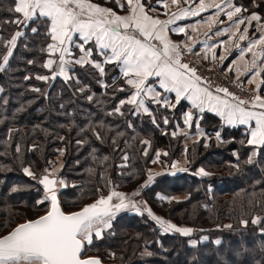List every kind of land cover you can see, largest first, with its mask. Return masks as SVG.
<instances>
[{"label": "trees", "instance_id": "16d2710c", "mask_svg": "<svg viewBox=\"0 0 264 264\" xmlns=\"http://www.w3.org/2000/svg\"><path fill=\"white\" fill-rule=\"evenodd\" d=\"M94 2L125 13L104 0ZM256 3L259 7L253 8L252 0H237L238 5L248 8L244 14L254 11L264 20V0ZM13 7L14 0H0V35L5 40L18 30L16 25L5 23L19 15L9 11ZM32 27L38 32L32 33ZM23 31L9 65L0 72V236L48 211L47 200L38 203L45 195L36 180L61 158L59 178L67 186L60 185V197L66 212L79 210L112 190L137 191L156 216L207 237L202 241L192 234H164L146 211H132L116 217L101 238L94 236L92 243L86 244L85 256H100L112 264H264V150L253 163H246L252 151L241 143L246 141L247 129L225 127L211 113L196 114L201 117L199 125L205 136L184 154L183 136L172 133L184 126L182 116L189 107L186 102L171 110L147 104L151 115L143 111L133 115L131 106H126L124 115L109 116L107 113L127 93L113 96L111 88L97 83L98 71L87 66H75L79 85L66 83L62 77L49 82L36 80V75L50 74L42 67L48 58L42 49L50 40L40 22ZM2 53L5 49L0 46ZM29 60L34 63L29 64ZM221 66L228 76L236 77L224 64ZM105 67L103 79L111 83L118 70L112 65ZM25 76L32 78L26 80ZM85 85L90 91H77ZM88 95H93L92 101ZM164 117L169 118L167 125ZM93 130L102 139H97ZM217 130L221 131L220 141L215 137ZM157 152L170 168L186 155L187 169L159 176L143 188ZM125 155L127 160L122 159ZM24 168H29L36 179L25 174ZM200 169L208 175H199ZM158 194L168 199L161 200ZM257 217L260 223L253 224Z\"/></svg>", "mask_w": 264, "mask_h": 264}, {"label": "snow or ice", "instance_id": "6c2138e0", "mask_svg": "<svg viewBox=\"0 0 264 264\" xmlns=\"http://www.w3.org/2000/svg\"><path fill=\"white\" fill-rule=\"evenodd\" d=\"M181 2L183 7L178 8L169 19L161 20L149 14L154 9L150 5L146 6L143 0H104L105 4L111 3L126 12L125 15H120L114 8L94 0H14V7L9 11L19 15L5 23L16 25L18 30L7 40L0 35V46L5 49V53L0 54V72L5 71L9 65L17 40L24 35L23 29L28 28L31 23L40 22L45 25L44 35L50 40L42 49L48 57L42 67L49 70L50 74L36 75V80L49 82L62 77L66 83L75 81L79 85L75 66L95 69L100 77L97 83L104 88H111L113 96L116 93H127L107 113L109 116L124 115L122 109L126 106H131L129 110L133 115L140 110L151 115L146 101L148 104L171 110L182 100H186L191 109L195 110L183 113V123L188 127H192L194 115L203 114L206 110L214 112L228 126H248L245 132L246 141L241 143L251 147L252 151L246 163H253L254 158L264 150V97L259 94L261 86L264 85V77L261 76L264 73V23L258 36L253 33L249 37L247 33L252 22L261 23L262 17L254 11L247 16L241 15L249 12L248 8L235 4L233 0H220L219 3L216 0H172V4L177 6ZM155 3L166 6L164 0H155ZM252 7H259L256 0H252ZM209 9H213L212 15L202 18L201 22L209 25L212 35H228V41H218L210 45L207 51L216 47L227 51L223 46L233 39L247 41L244 47L238 42L233 47L239 49V59L245 60L246 64L244 72L236 68L235 79L242 87L240 76L248 75L247 82L256 84L255 92L249 100L241 99L226 87L211 89L208 81L198 75L195 68L182 62L181 46L168 37V33L172 32L184 34L191 39L187 29L195 31V25L170 26L176 21L200 16ZM221 14L226 17L229 26L212 31L214 24L224 23L217 19ZM240 25L245 27L241 30ZM31 32L37 33L38 28L32 27ZM184 50L192 53V48L185 46ZM248 54L250 58L246 60ZM227 58L224 55L216 57L213 51V60ZM28 63L33 64L34 61L29 60ZM106 65H112L119 73L111 77V83H106L103 79L107 75ZM228 71H232V68L229 67ZM31 78L25 76L26 80ZM121 80L122 83L118 85L117 82ZM32 90L41 92L40 88ZM77 91L84 93L90 89L85 85L77 87ZM167 93H174V98L170 99ZM87 99L92 101L93 95H88ZM196 118L198 121L201 117L196 115ZM153 123H156L155 117ZM163 123L167 125L169 118L164 117ZM93 132L97 139H102L99 132ZM172 135L177 133L173 132ZM215 137L218 141L222 140L220 130L215 132ZM16 151H20L19 147ZM144 154L147 155L146 150ZM234 155L239 160L238 154ZM159 157L160 153L157 152L156 159L152 162L156 163ZM122 159L127 160V155ZM175 166L174 162L172 167ZM23 171L36 179L29 168H24ZM45 172L39 178V183L43 185L46 194L38 203L50 201L51 210L35 220L18 225L7 235L0 236V264H99L95 258L82 257L85 244H91L93 236L100 238L103 229H110L117 212L131 207L140 213L141 209L125 193L112 190L107 196H100L81 210L66 213L59 206L55 190L57 184L67 186L65 181L54 177L51 167L45 169ZM198 174L208 175L204 169H200ZM153 180L154 177L148 175L142 187H148ZM132 195L138 196L140 193L133 192ZM114 197L118 199V203H112ZM158 198L168 199L159 194ZM145 211L164 234L179 233L187 237L193 232L192 228L177 226L154 215L150 208ZM252 223H260V218L253 219ZM191 243L194 245L196 242ZM216 243L219 244L220 241L217 240ZM144 254L151 255L148 252Z\"/></svg>", "mask_w": 264, "mask_h": 264}, {"label": "crops", "instance_id": "0c3cea01", "mask_svg": "<svg viewBox=\"0 0 264 264\" xmlns=\"http://www.w3.org/2000/svg\"><path fill=\"white\" fill-rule=\"evenodd\" d=\"M143 2L146 4V6L150 5L154 9L149 14L154 16V17H157L161 20L169 19L173 13H176L178 11V8L183 7L182 2L179 6H177V5L172 4V0H164V3L166 6L156 4L155 0H143ZM216 2L219 3L220 0H216ZM233 2L235 4H237V0H233ZM212 12H213V9H209L207 12L201 13L200 16L188 17L184 20L176 21V23L174 25L170 26V27H175L177 25H180V26L195 25V28H196L195 31H192V29H190V28L187 29L188 34L192 37L191 39H188L187 36H185L184 34H175L172 32L168 33L169 39L172 40L174 43L182 44L183 46L192 48V52L199 55L201 57V59H203V60L215 61L217 63H220L221 65L224 64L227 69H229V67H231L232 71H230V72H232L234 75H237V73H236L237 67L239 68L240 72H244L245 68H246L245 60L239 59V49H235L233 47V45L238 42L241 47H244L246 45L247 41H238L236 39H233L232 41H229V42L224 44L223 47H224V49H227V51H223L220 47H216L212 51H207V49L210 45H214L218 41H221V40L228 41V35H212V32L209 30V25L207 23L201 22L202 18L211 16ZM165 13H167V14H165ZM125 14H127V13L125 12V13L120 14V15H125ZM241 15L247 16L248 14L242 13ZM217 19L223 20L224 23L223 24H219V23L214 24L212 26V31H215L216 29L226 28L229 26V22L227 21L226 17L223 14H221L219 17H217ZM234 19H235V17H234ZM262 23H264L263 18H262L261 23H258L255 21L252 22V24L249 26V31H248L247 35L249 37H252L253 33H256V35L258 36L260 34V28H261ZM244 27H245V25H240L241 30ZM232 31H235V29H232ZM213 51L215 52L216 57L224 55V56H227L228 58L226 60H219V59L213 60L212 59ZM205 56H207V58H204ZM249 58H250V54H248L245 57L246 60ZM249 75H250V73H249ZM261 76L264 77V73H262ZM240 78L248 80V75H241ZM252 85H253L254 89H256V84H252ZM160 91H162V90H160ZM259 94L262 97H264V85L261 86ZM166 95H168L169 98L171 99V98H174L175 94L174 93H167ZM182 101L186 102L189 105L187 111H194L195 112V110L191 109V105L188 101H186V100H182ZM147 104H148V102L146 101V106H147ZM140 111H142V110H140ZM204 113H211V114L217 116L214 112H208L207 110ZM182 121H183V116H182ZM200 121H201V118L198 121H196L195 125L192 127H188L187 125H185L183 123L184 126L182 128H178V131H177L178 136L179 135L183 136V147H184L183 153L184 154H185V149H188V147L190 145H192L195 142L200 141L205 136L204 129L201 128L199 125ZM221 121L225 127H229V128H238L239 127V128L247 129V127H248L245 125H238L236 127H232V126L226 125L225 122L223 121V119H221ZM252 123L254 125V122H252ZM193 127L195 128L194 130H192ZM184 154L181 156L180 159H178V161L175 162V164H176L175 167L170 168V167H168V165H166V166L156 165V164H160V163L163 164L164 163L163 161H161V159L159 157V159L157 160V162L159 161V163L156 162L155 165L150 170L153 171L157 167H162V169H164L163 172L165 174H171V175L180 174V173L186 171L187 165H188L187 160H186V155H184ZM160 155H161V152H160ZM154 181L155 180H153L152 183Z\"/></svg>", "mask_w": 264, "mask_h": 264}, {"label": "built area", "instance_id": "2783aa9c", "mask_svg": "<svg viewBox=\"0 0 264 264\" xmlns=\"http://www.w3.org/2000/svg\"><path fill=\"white\" fill-rule=\"evenodd\" d=\"M179 45L181 46L182 51V62L188 63L190 67L195 68L198 75L208 81L211 89L214 90L216 87H226L231 93L245 100H249L254 94L255 89L253 85L246 82L243 78H240V81H243V85L241 87L239 81L223 72L220 63L208 65L199 55L193 54L194 52L189 53L184 50L185 46L182 44Z\"/></svg>", "mask_w": 264, "mask_h": 264}, {"label": "water", "instance_id": "95a60500", "mask_svg": "<svg viewBox=\"0 0 264 264\" xmlns=\"http://www.w3.org/2000/svg\"><path fill=\"white\" fill-rule=\"evenodd\" d=\"M45 174H46V173H42V174L40 175L39 178L43 177ZM53 176H54V177H58L57 175H53ZM39 178L36 180L38 183H39ZM50 178H52V177H50ZM58 178H59V177H58ZM39 184H40V183H39ZM40 185H41V184H40ZM41 186H42V188H43V190H44V195H45V194H46V190L44 189L43 185H41ZM55 190H56V193H57V199H58V202H59V206H60V208H61L62 211L66 212V211L64 210L63 206H62L61 197H60V187H59V184H57V185L55 186ZM136 192H137V191H136ZM123 193H125V192H123ZM132 193H133V192H132ZM132 193H125V194H126V196H127L130 200L134 201V202L137 204V206H138V207L141 209V211H142V210H143V206H142V203H140V201L143 202V199L141 198V195L133 196ZM138 197H139V198H138ZM95 201H96V200H95ZM95 201H93V202H91V203H94ZM47 202L49 203L48 211H50V210H51V203H50V201H47ZM118 202H119L118 199L114 197L112 203H118ZM91 203H89V204H91ZM143 203H144V202H143ZM89 204H86V205H89ZM86 205H84V206H86ZM84 206H83V207H84ZM83 207H82V208H83ZM82 208H80L79 210H81ZM79 210H76V211H79ZM131 210H133V209H131V207L126 208V209H122L121 211H119V212L116 213V216L114 217V219H115L116 217H118V216L124 214V213L130 212ZM48 211H47V212H48ZM76 211H73V212H76ZM47 212H46V213H47ZM46 213L40 215L39 217L45 215ZM66 213H68V212H66ZM39 217H37V218H39ZM37 218H35V219H37ZM35 219H28V220H26V221L35 220ZM26 221L17 224L13 229H15L18 225L25 223ZM13 229H12V230H13ZM12 230H11V231H12ZM11 231H9V232H11ZM9 232H8V233H9ZM8 233H7V234H8ZM7 234H5V235H7ZM85 251H86V244H85V248H84V250H83V252H82V257H83V258H95V259H97V260L99 261V264H108V263H106V262H105L101 257H99V256H84V255H85Z\"/></svg>", "mask_w": 264, "mask_h": 264}, {"label": "rangeland", "instance_id": "374dc122", "mask_svg": "<svg viewBox=\"0 0 264 264\" xmlns=\"http://www.w3.org/2000/svg\"><path fill=\"white\" fill-rule=\"evenodd\" d=\"M184 148V147H183ZM251 154V153H250ZM257 158V156L254 158V160ZM162 161V160H161ZM157 163H159V161L157 162ZM62 160H61V158H58L57 160H56V165L52 168V171H53V175H57L58 177H59V175L61 174V172H60V170H61V168H62ZM156 165H164V166H166V164L165 163H160V164H156ZM163 170L164 169H162V167H157L156 169H154L153 171H151V170H149V173H148V175H152L153 177H154V180H156L159 176H162V175H165V173L163 172ZM151 171V172H150ZM46 173V172H45ZM158 176V177H157ZM59 187H60V191H61V186H60V184H59ZM110 193V192H109ZM108 193V194H109ZM108 194H106V195H102V196H107ZM139 198V197H138ZM95 201V200H94ZM91 203V202H90ZM140 203H142V206H143V210L142 211H145V209L146 208H148L147 207V205L145 204V203H143L142 201H140ZM87 204H89V203H87ZM86 205V204H85ZM132 211H135V210H131L130 212H132ZM73 212V211H72ZM155 215V214H154ZM162 218V217H161ZM163 219V218H162ZM28 220V219H27ZM114 220V219H113ZM112 220V221H113ZM22 223V222H21ZM103 230H105V229H103ZM102 230V231H103ZM109 230V229H108ZM192 235L194 236V237H198V239L199 238H201L202 239V241H206L207 239H204L206 236H204V235H201V234H198L197 233V231H193L192 232ZM94 237V236H93ZM101 238V237H100ZM85 256V255H84ZM100 257V256H99ZM102 258V257H101ZM103 259V258H102ZM106 262V261H105ZM106 263H108V264H112V263H110V262H106Z\"/></svg>", "mask_w": 264, "mask_h": 264}]
</instances>
